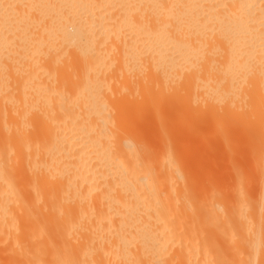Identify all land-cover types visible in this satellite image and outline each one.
<instances>
[{"label": "bare ground", "instance_id": "obj_1", "mask_svg": "<svg viewBox=\"0 0 264 264\" xmlns=\"http://www.w3.org/2000/svg\"><path fill=\"white\" fill-rule=\"evenodd\" d=\"M198 112L264 146V0H0V264H197Z\"/></svg>", "mask_w": 264, "mask_h": 264}, {"label": "rangeland", "instance_id": "obj_2", "mask_svg": "<svg viewBox=\"0 0 264 264\" xmlns=\"http://www.w3.org/2000/svg\"><path fill=\"white\" fill-rule=\"evenodd\" d=\"M201 114H193L195 129L172 132L181 137L177 149L186 159L195 185L208 187L198 194L193 212L197 264H264V146L260 139L251 143L249 127L236 123L241 114L232 113L216 122L206 121ZM142 133L155 142L153 131ZM254 146H259L257 154L252 153Z\"/></svg>", "mask_w": 264, "mask_h": 264}]
</instances>
